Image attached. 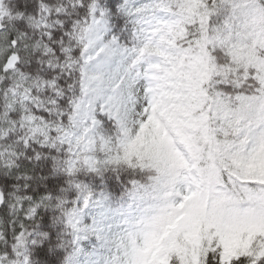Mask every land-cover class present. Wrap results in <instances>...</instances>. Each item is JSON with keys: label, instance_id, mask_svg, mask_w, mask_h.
<instances>
[{"label": "snow or ice", "instance_id": "snow-or-ice-1", "mask_svg": "<svg viewBox=\"0 0 264 264\" xmlns=\"http://www.w3.org/2000/svg\"><path fill=\"white\" fill-rule=\"evenodd\" d=\"M0 264H264V0H0Z\"/></svg>", "mask_w": 264, "mask_h": 264}]
</instances>
